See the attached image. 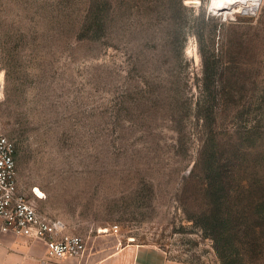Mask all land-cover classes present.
Wrapping results in <instances>:
<instances>
[{
	"label": "rangeland",
	"instance_id": "374dc122",
	"mask_svg": "<svg viewBox=\"0 0 264 264\" xmlns=\"http://www.w3.org/2000/svg\"><path fill=\"white\" fill-rule=\"evenodd\" d=\"M0 132L69 233L221 264L192 218L206 144L231 188L264 180V0H0Z\"/></svg>",
	"mask_w": 264,
	"mask_h": 264
},
{
	"label": "trees",
	"instance_id": "16d2710c",
	"mask_svg": "<svg viewBox=\"0 0 264 264\" xmlns=\"http://www.w3.org/2000/svg\"><path fill=\"white\" fill-rule=\"evenodd\" d=\"M203 90L208 101L216 99L218 88L210 77ZM216 146L214 142L204 146L208 177L198 194L203 205L192 220L212 239L221 264H258L264 258V180L255 178L231 188Z\"/></svg>",
	"mask_w": 264,
	"mask_h": 264
},
{
	"label": "built area",
	"instance_id": "2783aa9c",
	"mask_svg": "<svg viewBox=\"0 0 264 264\" xmlns=\"http://www.w3.org/2000/svg\"><path fill=\"white\" fill-rule=\"evenodd\" d=\"M16 156L13 140L0 132V218L3 230L44 241L51 258H81L87 250L86 238L69 233L62 220L43 215L31 200L20 194ZM113 232H118V226Z\"/></svg>",
	"mask_w": 264,
	"mask_h": 264
},
{
	"label": "crops",
	"instance_id": "0c3cea01",
	"mask_svg": "<svg viewBox=\"0 0 264 264\" xmlns=\"http://www.w3.org/2000/svg\"><path fill=\"white\" fill-rule=\"evenodd\" d=\"M81 258H51L44 241L3 230L0 218V264H195L171 259L155 244L125 241L116 232L88 235Z\"/></svg>",
	"mask_w": 264,
	"mask_h": 264
},
{
	"label": "bare ground",
	"instance_id": "6f19581e",
	"mask_svg": "<svg viewBox=\"0 0 264 264\" xmlns=\"http://www.w3.org/2000/svg\"><path fill=\"white\" fill-rule=\"evenodd\" d=\"M260 0H229V3L235 8L236 6H245L246 9L255 10Z\"/></svg>",
	"mask_w": 264,
	"mask_h": 264
}]
</instances>
